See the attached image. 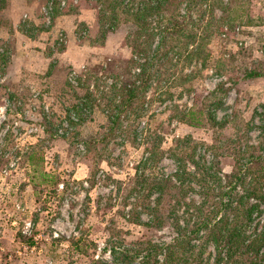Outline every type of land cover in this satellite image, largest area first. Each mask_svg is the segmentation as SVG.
Returning a JSON list of instances; mask_svg holds the SVG:
<instances>
[{"label": "rangeland", "instance_id": "rangeland-1", "mask_svg": "<svg viewBox=\"0 0 264 264\" xmlns=\"http://www.w3.org/2000/svg\"><path fill=\"white\" fill-rule=\"evenodd\" d=\"M203 2L0 9V264H164L203 206L238 215L236 161L264 162V0ZM142 69L150 83L129 102L122 86ZM254 202L246 233L264 224ZM202 257L214 262L212 241Z\"/></svg>", "mask_w": 264, "mask_h": 264}, {"label": "trees", "instance_id": "trees-1", "mask_svg": "<svg viewBox=\"0 0 264 264\" xmlns=\"http://www.w3.org/2000/svg\"><path fill=\"white\" fill-rule=\"evenodd\" d=\"M15 1L17 2L19 0H10V3H16ZM8 2L9 0H0V9L5 8L8 5ZM204 2H206V0H204ZM189 12L190 10H187L188 15ZM166 31H168L167 28ZM193 36L194 34L188 38H193ZM256 75H258V72H255V70L247 71V73L243 74L241 79L244 80L247 77L251 78ZM149 80V73H144L142 69V72L133 76L132 81L127 80L125 82L122 86V91L127 94L129 102L146 92L150 83ZM124 104L122 102L121 106ZM129 105L131 104H128V106ZM118 106L119 104H116L115 108ZM121 113L122 109L119 108L115 119H118ZM201 114L202 111H196L191 108L185 112V119H187L190 126H198L201 123ZM42 159L43 155L41 153L37 154L35 152H31L28 155V160L31 165L34 164V162H37V160L40 162ZM241 162L242 161L239 160L236 161L237 176L231 177V181H234L237 177L236 181L239 180L245 184V189L243 190L244 194L240 197V199H245V204L241 207L240 204H238V215L234 217L229 213L224 215L225 212H219V214L215 215L218 211V207L216 205H209L207 207L203 206L205 208L204 217L206 219L199 221L195 220L193 223V229L186 230V233H180L172 243L167 244L162 248L164 250V264H218L219 261H221L222 264H264V224L260 226L261 229L259 231L256 232L255 229L254 233H246L247 224L253 217V208L257 206L256 202L250 203V200H258L259 202L264 203V162L257 167L258 163L256 162V159H254L253 156H249V158L246 159L247 167L245 173L242 171ZM40 173L43 176H48V174L44 171H41ZM208 174H206L202 180L198 178L199 181L204 182L205 180H208V178H210ZM216 178L218 177L216 176ZM245 178L248 180H244ZM164 182L168 181L164 180L162 184ZM213 192V187L204 189L203 200L201 202L204 203L207 201L209 203ZM161 193H163V195L165 194L163 190H160V194ZM240 202L243 201L241 200ZM218 203L220 206L221 203H223V205L225 204L222 200ZM203 207L198 206L199 213ZM226 208H230L229 204H225L224 209L226 210ZM207 218L213 219L209 221ZM202 230L205 231L204 234L202 233V240L200 243L195 245L192 242V240L195 239V236L191 235L198 234ZM208 241L213 242L214 250H216V258L213 263H210L209 260L202 257ZM142 249L146 248L140 246L138 249H135L134 252L139 253Z\"/></svg>", "mask_w": 264, "mask_h": 264}, {"label": "built area", "instance_id": "built-area-1", "mask_svg": "<svg viewBox=\"0 0 264 264\" xmlns=\"http://www.w3.org/2000/svg\"><path fill=\"white\" fill-rule=\"evenodd\" d=\"M46 6L47 7H44L45 12H47L49 9H52L51 3L47 4Z\"/></svg>", "mask_w": 264, "mask_h": 264}]
</instances>
